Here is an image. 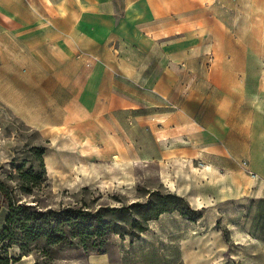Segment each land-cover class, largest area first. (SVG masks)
I'll use <instances>...</instances> for the list:
<instances>
[{"label": "rangeland", "instance_id": "rangeland-1", "mask_svg": "<svg viewBox=\"0 0 264 264\" xmlns=\"http://www.w3.org/2000/svg\"><path fill=\"white\" fill-rule=\"evenodd\" d=\"M83 1L75 3L85 7ZM114 1L117 10L108 14L109 21L130 14L122 10L124 0ZM255 3L260 7L254 8ZM152 4L155 10L148 6V11L133 12L140 37L168 35L191 56L199 46L205 66L216 69L221 64L211 58L239 51L251 81L262 73L264 62L252 40L257 41L260 21L264 34V0ZM69 14L82 23L90 13ZM100 17L99 25H107V18ZM103 42L116 46L114 32ZM66 78L74 85L69 92L74 94V133L31 128L0 100V184L16 203L44 213L38 221L40 235L28 244V253H22L18 240L10 247L0 244V255L6 249L9 264H94V258L97 264H264V99L254 82L240 91L245 104L238 110L247 131L232 138L224 130L215 142L219 150H212L205 135L197 139L201 129L189 117L167 118L166 131L159 132L158 112L177 109L169 98L166 108L151 106L147 96L154 97L142 87L137 111L149 114L154 133L146 124L134 127L137 119L129 110L116 109L103 125L104 137L98 118L93 126L86 112L97 68L76 57L74 75ZM196 78L180 77L176 88L181 97L194 92ZM117 81L131 95L130 81L112 73L106 78L107 97ZM65 96L58 91L55 105L63 104ZM249 148L256 154H248ZM6 213V205L0 206V232ZM55 227L62 232L55 231L58 240L47 244L43 234ZM140 227L146 229L139 232Z\"/></svg>", "mask_w": 264, "mask_h": 264}, {"label": "crops", "instance_id": "crops-1", "mask_svg": "<svg viewBox=\"0 0 264 264\" xmlns=\"http://www.w3.org/2000/svg\"><path fill=\"white\" fill-rule=\"evenodd\" d=\"M152 1L124 0L122 10L130 14L109 21L108 14L117 10L114 0H84L82 4L85 7L77 5L76 0H0V100L31 128L49 134L53 129L65 128L67 132L74 133V94L69 95L74 91V85L66 76L74 75L76 57H79L89 64L93 62V67L98 70V81L88 87L93 94L86 112L89 124L94 126L93 118H98L102 127L97 128L104 137L108 114L116 109L129 110L137 119L134 127L138 129L146 124L154 133L152 121L147 117L149 114L137 111L140 108L138 93L142 87L154 97L147 96L153 103L151 106L166 108L165 101L169 98L177 109L175 112H158L159 119L155 117V124L159 126V132L166 131L164 122L167 118L174 122L180 121L181 115L189 117L196 127L205 129V134L198 131L197 139H203L205 135L204 140L210 141L208 148L219 150L215 142L223 138L221 133L224 130L232 138L237 131H247L241 127L246 121L241 120L238 110L241 103L245 104L241 101L240 91L245 92V86L254 82L260 100L264 99V68L256 75L258 78L251 81L245 58L239 51L222 52L220 57L211 58L212 62L221 64L216 69L210 64L205 66L207 58L199 46L194 48L191 56L177 38L171 41L168 35L140 37L139 20L133 12L148 11V6L155 10ZM253 6L256 9L260 7L257 3ZM74 10L90 14L86 15V21L80 23L69 14ZM100 16L107 18V25H99ZM92 17L96 21L91 20ZM259 24L257 41H252L258 47V59L264 62V34L261 35L262 22ZM111 31L114 32L116 46L103 42ZM110 47H114L112 56ZM112 73L130 81L131 95L126 93L124 82L117 81L115 91L109 87L111 94L107 97L106 78ZM188 75L198 77L194 92L181 97V90L176 87L180 77ZM58 91L66 93L60 106L53 101ZM39 99H42L40 104ZM59 110L62 112L57 117ZM256 114L261 113L256 111ZM224 124L226 127H222ZM88 139L93 140L91 134ZM247 153L256 154L250 148ZM91 261L97 264L99 260L94 258Z\"/></svg>", "mask_w": 264, "mask_h": 264}, {"label": "trees", "instance_id": "trees-1", "mask_svg": "<svg viewBox=\"0 0 264 264\" xmlns=\"http://www.w3.org/2000/svg\"><path fill=\"white\" fill-rule=\"evenodd\" d=\"M39 152H43L42 149ZM6 205L7 213L4 215V225L0 232V244L3 247H10L15 241H20V250L22 253H28L30 250L28 244L33 242L40 233L39 219L44 214L38 210L30 211L31 206L22 203H16V201L10 196L5 187L0 184V206ZM146 227H140L139 232H142ZM61 229L55 227L49 232H45L47 244H52L58 240V237H54V232ZM6 249L3 254L0 255V264H9V258ZM35 264V263H34Z\"/></svg>", "mask_w": 264, "mask_h": 264}]
</instances>
